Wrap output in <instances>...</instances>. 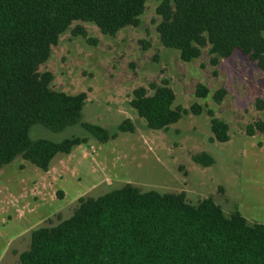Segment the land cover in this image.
Here are the masks:
<instances>
[{
	"label": "trees",
	"instance_id": "trees-1",
	"mask_svg": "<svg viewBox=\"0 0 264 264\" xmlns=\"http://www.w3.org/2000/svg\"><path fill=\"white\" fill-rule=\"evenodd\" d=\"M147 0H0V168L17 156L47 172L57 154H69L80 138L54 143L31 140L39 124L58 132L78 124L87 95H69L51 88V72H39L52 46L73 22L94 24L114 36L137 27ZM155 30L165 48L179 52L183 62L207 49L211 65L239 52L264 70V0H160ZM74 35L86 36L76 29ZM136 88L131 107L148 129L165 130L183 114L201 113L173 106L167 80ZM208 90L196 87L195 96ZM214 98L215 100L219 99ZM214 140L228 141V126L211 111ZM128 122L121 132L131 131ZM100 143L110 135L100 126L80 124ZM261 123L247 126L252 136ZM203 167L213 163L204 153L192 155ZM19 264H264V224L249 223L238 211L226 215L210 197L196 204L185 193L140 191L125 184L96 198L80 200L73 214L51 227L31 233Z\"/></svg>",
	"mask_w": 264,
	"mask_h": 264
},
{
	"label": "rangeland",
	"instance_id": "rangeland-1",
	"mask_svg": "<svg viewBox=\"0 0 264 264\" xmlns=\"http://www.w3.org/2000/svg\"><path fill=\"white\" fill-rule=\"evenodd\" d=\"M159 2L147 0L139 25L114 36L92 23L73 22L39 67L52 73L53 90L84 92L87 98L78 124L58 132L35 124L29 138L84 142L57 154L47 172L20 156L0 168V264H19L31 233L69 218L80 200L125 184L143 192H184L191 204L210 197L227 216L238 211L249 223L264 224V130L246 133L255 123L264 128V70L239 52L211 65L206 48L183 62L156 33ZM78 28L85 37L73 34ZM164 79L174 92V107L189 110L197 103L202 110L183 114L165 130L148 129L130 105L133 91L144 87L152 94L150 85ZM199 85L208 90L205 98L195 96ZM208 111L228 126V141L214 140ZM125 121L131 131L121 132ZM81 123L116 136L100 143ZM201 152L212 158L211 165L192 160Z\"/></svg>",
	"mask_w": 264,
	"mask_h": 264
}]
</instances>
